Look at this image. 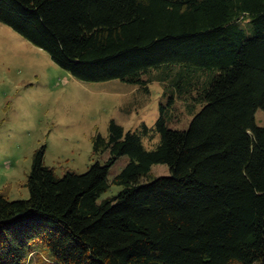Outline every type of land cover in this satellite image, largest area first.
<instances>
[{
  "label": "trees",
  "instance_id": "obj_1",
  "mask_svg": "<svg viewBox=\"0 0 264 264\" xmlns=\"http://www.w3.org/2000/svg\"><path fill=\"white\" fill-rule=\"evenodd\" d=\"M0 22L81 81L163 85L153 125L95 135L105 163L60 175L35 151L29 197L0 191V264L38 243L55 264H264V0H0Z\"/></svg>",
  "mask_w": 264,
  "mask_h": 264
},
{
  "label": "rangeland",
  "instance_id": "obj_2",
  "mask_svg": "<svg viewBox=\"0 0 264 264\" xmlns=\"http://www.w3.org/2000/svg\"><path fill=\"white\" fill-rule=\"evenodd\" d=\"M150 93L139 86L114 79L86 82L59 66L44 49L32 44L13 28L0 22V191L9 199H26V185L34 154L46 148L45 163L62 175L67 170L86 172L97 160L105 163L109 154H94L93 139L98 133L109 135L112 119L126 130L142 123L153 125L160 115L163 85L149 84ZM183 100H177L172 128L188 127L192 116ZM264 125V111L256 113ZM159 140L147 136L149 148ZM122 156L112 166L111 180L129 162ZM169 166L155 164L150 177L168 175ZM111 185L101 199L117 194ZM34 264H55L49 249L35 244Z\"/></svg>",
  "mask_w": 264,
  "mask_h": 264
}]
</instances>
